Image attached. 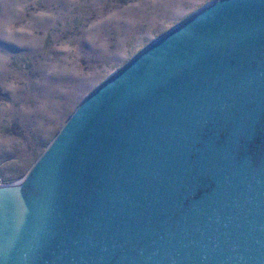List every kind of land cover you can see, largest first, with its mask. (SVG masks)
Returning <instances> with one entry per match:
<instances>
[{
  "label": "water",
  "instance_id": "obj_1",
  "mask_svg": "<svg viewBox=\"0 0 264 264\" xmlns=\"http://www.w3.org/2000/svg\"><path fill=\"white\" fill-rule=\"evenodd\" d=\"M0 264H264V0H215L87 96L16 185Z\"/></svg>",
  "mask_w": 264,
  "mask_h": 264
},
{
  "label": "rangeland",
  "instance_id": "obj_2",
  "mask_svg": "<svg viewBox=\"0 0 264 264\" xmlns=\"http://www.w3.org/2000/svg\"><path fill=\"white\" fill-rule=\"evenodd\" d=\"M215 0H0V187L20 183L83 100Z\"/></svg>",
  "mask_w": 264,
  "mask_h": 264
}]
</instances>
